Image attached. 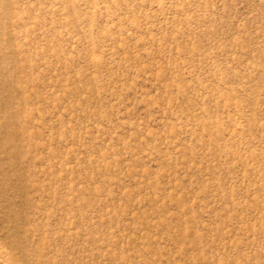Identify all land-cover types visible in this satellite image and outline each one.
<instances>
[{"label": "rangeland", "instance_id": "obj_1", "mask_svg": "<svg viewBox=\"0 0 264 264\" xmlns=\"http://www.w3.org/2000/svg\"><path fill=\"white\" fill-rule=\"evenodd\" d=\"M0 264H264V0H0Z\"/></svg>", "mask_w": 264, "mask_h": 264}]
</instances>
